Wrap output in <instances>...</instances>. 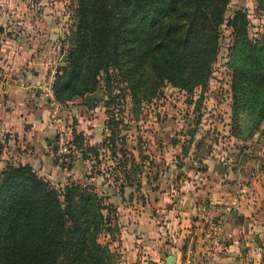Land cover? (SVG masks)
<instances>
[{
	"label": "trees",
	"instance_id": "obj_1",
	"mask_svg": "<svg viewBox=\"0 0 264 264\" xmlns=\"http://www.w3.org/2000/svg\"><path fill=\"white\" fill-rule=\"evenodd\" d=\"M230 2L78 0L75 29L62 44L68 49L65 64L54 70L55 100L65 105L94 93L97 77L114 65L131 90L146 98L165 82L188 93L204 89L225 22L234 37L230 133L243 141L251 138L264 121V37L247 38L243 10L226 17ZM255 2L264 8V0ZM3 33L0 26V43ZM81 151L86 160L91 148ZM125 185L134 187L130 178ZM118 189L123 197L124 187ZM104 200L86 185L67 182L56 188L28 164H5L0 169V264H112L113 254L99 242L108 221L103 211L110 209Z\"/></svg>",
	"mask_w": 264,
	"mask_h": 264
},
{
	"label": "rangeland",
	"instance_id": "obj_2",
	"mask_svg": "<svg viewBox=\"0 0 264 264\" xmlns=\"http://www.w3.org/2000/svg\"><path fill=\"white\" fill-rule=\"evenodd\" d=\"M78 5V0H0V26L4 29L0 62L5 41L18 42L22 32L28 35L32 31L45 32L41 23L48 18L53 28L56 27L52 31L55 35L52 41L57 47L54 49V60L48 64L47 76L50 69L55 70L65 64L68 49L66 44H62L75 29ZM240 9L247 16V38L262 40L264 8H259L255 0H231L226 17ZM34 39L37 37L28 38L30 42H35ZM45 39L39 36L35 44L42 45ZM233 44L231 29L224 22L219 28V49L206 87L202 89L198 86L191 93L165 82L154 96L146 98L142 91L134 93L124 73L121 74L116 65L111 66L109 74L101 73L97 77L95 92L102 96L100 99L89 102L84 96L61 104L57 124L50 123L52 133L55 137L62 133L68 147L67 153L57 156L53 149L57 148L54 140L50 145L46 139L43 141L42 145L48 149L56 167L52 174L43 173L28 163H20L19 159L10 155L5 140L9 134L4 133L0 140V169L7 163L16 166L28 164L53 187L76 182L94 188L99 196L106 198L105 204H110L108 212L103 211L108 221L99 242L113 254L112 264H160L146 255L141 259L140 254L132 262L121 258L116 247L118 220L121 223L134 220L135 215H141L146 210L159 217V211L149 205L150 200L156 198L159 201L161 195H173L170 190H175L172 185L176 179L183 176L185 179L193 168L205 169L209 160L215 164L227 161L235 169L244 166L253 159L254 146L259 141L254 140L255 135L258 133V137L261 136L263 123L245 141L236 139L230 133ZM5 76L0 69V83ZM45 103L50 120L47 98ZM107 121L112 135L111 129L106 126ZM78 139H82V145L78 144ZM79 146L91 148L86 152V160ZM129 178L134 188L138 184V188L141 187L137 194L131 193L136 197L130 196L126 190ZM119 185L124 187L123 197L119 194ZM191 226L192 229L194 225ZM199 227L195 229L198 231Z\"/></svg>",
	"mask_w": 264,
	"mask_h": 264
},
{
	"label": "crops",
	"instance_id": "obj_3",
	"mask_svg": "<svg viewBox=\"0 0 264 264\" xmlns=\"http://www.w3.org/2000/svg\"><path fill=\"white\" fill-rule=\"evenodd\" d=\"M46 19L41 23L45 32H22L18 42L7 40L2 44L0 69L6 76L0 83V140L3 133L9 134L5 140L10 155L52 174L56 167L42 145L53 134L44 84L57 46L52 41L56 27ZM33 36L37 37L35 42L39 36L45 37V43L38 46L30 42L28 38ZM260 133V138L258 133L254 138L259 141L253 159L244 166L235 169L227 161L215 164L209 160L205 169L193 168L185 179H176L172 185L175 190H170L173 195L150 200L159 217L146 210L134 220H118L116 247L121 258L132 262L140 254L141 259L146 255L165 264L166 257L174 255L175 264H264V122ZM126 190L136 197L138 190L134 187ZM209 203L232 206L223 217L225 235L213 259L196 218L197 208Z\"/></svg>",
	"mask_w": 264,
	"mask_h": 264
},
{
	"label": "built area",
	"instance_id": "obj_4",
	"mask_svg": "<svg viewBox=\"0 0 264 264\" xmlns=\"http://www.w3.org/2000/svg\"><path fill=\"white\" fill-rule=\"evenodd\" d=\"M53 75L54 69H50L47 81L44 84V93L48 101L49 111L51 112L50 123L56 125L62 106L55 100L51 90ZM54 143L57 146L55 155L61 156L68 152L67 140L63 138L62 133L56 135ZM231 209L232 206L230 205L220 206L211 203L197 208L196 217L203 227L204 241L210 246V259L215 257L214 250L219 246L225 235L222 220L225 215L230 213ZM206 264L212 263L207 262Z\"/></svg>",
	"mask_w": 264,
	"mask_h": 264
},
{
	"label": "water",
	"instance_id": "obj_5",
	"mask_svg": "<svg viewBox=\"0 0 264 264\" xmlns=\"http://www.w3.org/2000/svg\"><path fill=\"white\" fill-rule=\"evenodd\" d=\"M64 60H65V56H63V58H62V61H64ZM101 97L102 96L99 95L96 92L85 95V99H87L89 101L100 99ZM54 138H55V134H50L48 136L47 144L50 145L51 142L54 140ZM174 261H175V256L174 255H169V256L166 257L165 264H175Z\"/></svg>",
	"mask_w": 264,
	"mask_h": 264
}]
</instances>
